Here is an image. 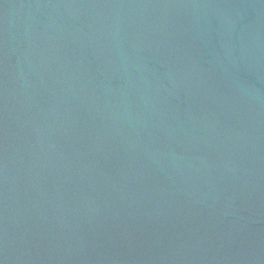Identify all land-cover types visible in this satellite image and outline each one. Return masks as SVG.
Instances as JSON below:
<instances>
[{"label": "water", "instance_id": "obj_1", "mask_svg": "<svg viewBox=\"0 0 264 264\" xmlns=\"http://www.w3.org/2000/svg\"><path fill=\"white\" fill-rule=\"evenodd\" d=\"M0 264H264V0H0Z\"/></svg>", "mask_w": 264, "mask_h": 264}]
</instances>
